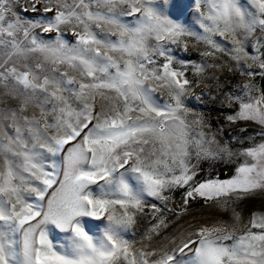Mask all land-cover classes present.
Returning a JSON list of instances; mask_svg holds the SVG:
<instances>
[{
  "label": "snow or ice",
  "instance_id": "snow-or-ice-1",
  "mask_svg": "<svg viewBox=\"0 0 264 264\" xmlns=\"http://www.w3.org/2000/svg\"><path fill=\"white\" fill-rule=\"evenodd\" d=\"M257 76L264 0H0V264H264Z\"/></svg>",
  "mask_w": 264,
  "mask_h": 264
},
{
  "label": "rangeland",
  "instance_id": "rangeland-1",
  "mask_svg": "<svg viewBox=\"0 0 264 264\" xmlns=\"http://www.w3.org/2000/svg\"><path fill=\"white\" fill-rule=\"evenodd\" d=\"M243 2V0H242ZM22 15H25V13H21ZM26 15H31V13H27ZM66 38L71 39L70 35H67ZM174 56H176L178 59H183V60H187V61H195L198 60V51L193 50V47L191 45V43H189V47L187 51H182L179 48H175L174 52H173ZM258 71V70H257ZM221 77V79H224L226 73V70L224 73H218ZM189 78H191V72L189 70L188 72ZM230 75V74H228ZM238 74L236 76H232L231 79L233 80V82L238 79ZM255 82L257 84L258 87L260 88H264V78H261L260 76L255 77ZM211 82L207 79H202V82L200 84V88L199 90L194 89V95L192 97H190L187 101H186V106L195 111V112H199L202 113L205 117L206 120H210L212 126H213V130L216 131L220 128L221 125L224 124L223 119L220 118L218 120V117L220 116V110H219V102H215L213 103V101L210 99V97L212 96L213 92L204 89V85L205 84H210ZM200 90H204V91H208V95L201 97L200 100H197L195 98L196 95L199 94ZM255 126H251L249 128V133L251 134L252 131L254 130ZM235 135V133L233 132L232 128L230 126L224 125L223 127V131L222 132H217L218 134V138L221 139L222 141H230L231 140V135ZM232 167V164L230 162H220L214 171L215 173H219L221 175V177H223L225 175V173H227L230 168ZM178 195V194H177ZM258 201L256 202L257 206H258ZM251 205H245V208L250 207ZM138 239V237H137Z\"/></svg>",
  "mask_w": 264,
  "mask_h": 264
}]
</instances>
